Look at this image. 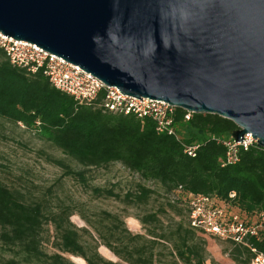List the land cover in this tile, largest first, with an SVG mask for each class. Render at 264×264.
Here are the masks:
<instances>
[{
	"label": "trees",
	"instance_id": "1",
	"mask_svg": "<svg viewBox=\"0 0 264 264\" xmlns=\"http://www.w3.org/2000/svg\"><path fill=\"white\" fill-rule=\"evenodd\" d=\"M99 102L100 98L89 105L77 103L55 89L41 70L28 73L13 66L0 49V117L34 129L82 169L119 163L144 182L157 184L164 199L157 209H147L156 191L136 183L137 202L144 208L138 221L144 232L130 234L119 244H104L118 259L113 261L87 249L71 227L54 240L55 252H45L40 203L27 202L21 193L0 183V242L15 251L11 258H0V264H75L62 253L86 264H157L166 256L168 261L161 264H204L206 244L212 242L188 223L192 196H212L218 205L248 220L264 212V148L242 150L235 163L222 164L226 148L218 141L236 130L232 120L210 113H192L184 120L185 111L177 108V139L157 132L151 119L112 113ZM193 144L199 146L190 156L185 147ZM58 164L65 167V174L84 173ZM166 212L167 224L161 218ZM224 243L222 252L234 264H250L253 254L247 247ZM252 243L264 250V238ZM210 264L222 263L212 259Z\"/></svg>",
	"mask_w": 264,
	"mask_h": 264
},
{
	"label": "water",
	"instance_id": "2",
	"mask_svg": "<svg viewBox=\"0 0 264 264\" xmlns=\"http://www.w3.org/2000/svg\"><path fill=\"white\" fill-rule=\"evenodd\" d=\"M0 33L264 147V0H0Z\"/></svg>",
	"mask_w": 264,
	"mask_h": 264
},
{
	"label": "rangeland",
	"instance_id": "3",
	"mask_svg": "<svg viewBox=\"0 0 264 264\" xmlns=\"http://www.w3.org/2000/svg\"><path fill=\"white\" fill-rule=\"evenodd\" d=\"M58 162L72 171L83 170L84 173L81 176L65 174V167ZM0 183L13 192L21 193L25 201L40 203V237L45 252H55L54 240L65 228L71 227L78 232L87 249L96 250L113 261L118 259L108 254L104 244H119L130 234L144 232L138 221L144 208L137 202L136 183L156 191L151 195L147 209H157L164 201L162 189L157 184L144 182L121 164L82 169L72 158L39 137L34 129H26L3 117H0ZM170 214L175 220L178 218ZM161 218L167 224L168 212ZM226 245L219 241L207 243L208 255L204 264H210L212 259L222 264H234L222 252ZM14 252L0 242V258H11ZM62 255L79 264L74 260L76 256ZM166 261L168 256L157 264ZM83 263L86 264L84 260Z\"/></svg>",
	"mask_w": 264,
	"mask_h": 264
},
{
	"label": "built area",
	"instance_id": "4",
	"mask_svg": "<svg viewBox=\"0 0 264 264\" xmlns=\"http://www.w3.org/2000/svg\"><path fill=\"white\" fill-rule=\"evenodd\" d=\"M0 49L13 66L23 68L28 73L41 70L55 89L71 96L79 104L89 105L100 98L99 105L109 112L134 114L139 118L151 119L157 132L173 135L177 139L180 137L176 125L178 107L174 105L161 100L145 97L139 99L123 94L114 86H106L78 65L69 63L34 43L16 40L0 33ZM184 111V120H189L193 112ZM218 143L226 148L222 164L235 163L240 151L259 147L250 133L245 134L241 141H235L230 136ZM198 146L199 144L186 146L185 152L194 156ZM233 195L234 193L230 194ZM188 223L199 236L212 243L229 242L247 247L253 254L250 264H264V250L252 243L264 238L263 211L252 219H244L238 213L218 205L214 197L200 194L189 200Z\"/></svg>",
	"mask_w": 264,
	"mask_h": 264
},
{
	"label": "bare ground",
	"instance_id": "5",
	"mask_svg": "<svg viewBox=\"0 0 264 264\" xmlns=\"http://www.w3.org/2000/svg\"><path fill=\"white\" fill-rule=\"evenodd\" d=\"M108 252V254H110V255H112V253L110 252V251H107ZM74 260H75V262H77V263H79V264H84L83 263V260L81 259V258H74Z\"/></svg>",
	"mask_w": 264,
	"mask_h": 264
},
{
	"label": "crops",
	"instance_id": "6",
	"mask_svg": "<svg viewBox=\"0 0 264 264\" xmlns=\"http://www.w3.org/2000/svg\"><path fill=\"white\" fill-rule=\"evenodd\" d=\"M208 249H210V247H208Z\"/></svg>",
	"mask_w": 264,
	"mask_h": 264
}]
</instances>
